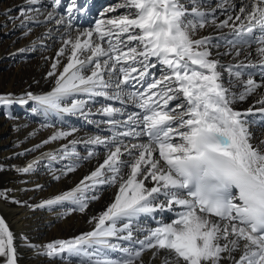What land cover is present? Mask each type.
<instances>
[{"label": "snow or ice", "instance_id": "6c2138e0", "mask_svg": "<svg viewBox=\"0 0 264 264\" xmlns=\"http://www.w3.org/2000/svg\"><path fill=\"white\" fill-rule=\"evenodd\" d=\"M26 4L20 9L25 21L54 22L57 31L63 26L55 56L45 58L51 60L45 79L54 86L21 97L0 94V106L31 103L32 112L45 118L77 116L97 127L106 124L110 134L82 139L75 127L57 129L31 151L66 143L17 171L32 172L39 159L67 160L60 175L49 164L59 180L81 161L103 155L71 190L37 205H66L63 215L86 214L90 203L100 199L98 190L116 189L106 208L89 217L91 230L41 248L30 246L49 257L68 253L80 264H145L149 252L151 261L159 258L161 264H264V141L252 143L245 118L256 105L264 113V0H246L238 11L231 0H221L217 7L225 18L219 21L215 10H201V0H120L107 11L125 9L123 13L83 30L71 23L74 9L79 11L76 0L67 6V16L58 11L62 0H49L50 10L37 6L41 0ZM208 27L228 30L224 55L237 63L224 65L212 58V37L199 35ZM253 45L255 59L249 51ZM257 65L262 69L259 82L245 72ZM157 66L160 76L149 81ZM221 69L228 75L227 85ZM237 84L239 92L233 91ZM249 97L257 98L247 111L234 109ZM97 98L103 102L93 111ZM117 102L121 107L114 106ZM128 104L138 111L118 118L125 116ZM97 114L104 119L92 121ZM80 144L88 148L85 156L77 151ZM0 198L7 196L0 192ZM164 211L176 218L156 220L155 214ZM143 217L157 226H146ZM0 258L17 264L14 234L2 217Z\"/></svg>", "mask_w": 264, "mask_h": 264}, {"label": "bare ground", "instance_id": "6f19581e", "mask_svg": "<svg viewBox=\"0 0 264 264\" xmlns=\"http://www.w3.org/2000/svg\"><path fill=\"white\" fill-rule=\"evenodd\" d=\"M62 1L68 5L71 3V0ZM84 1L76 0V4ZM109 1H113L112 7L120 2V0L115 3L114 0ZM93 2L94 0H90L88 8L93 6ZM220 2L221 0H215L212 4V0H201V10L205 12L215 10L218 21L223 20L225 17L221 14L222 9L217 7ZM231 2L238 11L243 1L232 0ZM181 3H186V0H181ZM37 6L49 10L51 8L49 0H41V4ZM186 6L191 8L190 4H186ZM25 7H27L26 0H0V94H12L15 97H21L26 92L46 93L52 89L53 80L45 79L46 73L50 69L51 60L45 58L55 56L60 47L59 40L63 31V26H59L60 31H57L58 26L54 22L47 25H36L25 21L20 16V9ZM88 8L85 9L82 16L75 15L77 11H74L75 14L71 20L74 29L94 28L97 20L114 17L125 11V9H118L116 12H108L110 7H106L105 11L95 12L87 19ZM40 18L43 19V16ZM29 29L31 31L25 35ZM46 32L49 35L45 36ZM227 32V29L216 30L214 27H208L199 33L201 36L212 37L210 49L213 53L212 58L220 60L221 64L224 65L238 62L233 60L231 55H224L229 48L223 38ZM73 35H75V31H73ZM21 49L24 51L21 52ZM249 51L252 53V58L255 59V49L251 48ZM239 59L243 60L244 56L241 55ZM245 63H247L246 60ZM150 71L156 77L161 74L159 66ZM221 71L223 72V69ZM222 78L227 85L228 75L226 72H223ZM243 79L246 80L247 78L243 77ZM240 88L241 86L237 84L233 91L239 92ZM256 98L249 97L246 101L237 102L233 107L239 111L247 110L253 105ZM97 99L99 102L93 105V111L100 106V99L102 98ZM17 106L21 108H17ZM32 107L31 103L28 105L0 106V192H4L7 196V199L0 198V217L6 221L10 231L14 234L17 264H80V258L70 256L68 253L49 257L39 253L36 248H41L55 240H67L91 230L93 225L88 223L89 217L101 213L106 208L113 200L116 189L98 190L97 194L100 199L90 203L86 214L74 212L63 215L66 205L54 208H39L37 205L66 190H71L85 175L94 170L97 161L102 162L103 155L92 161H81L80 167L75 172L66 176L61 175L59 180L53 178L49 164L51 163L52 169L57 170L55 174L60 175L59 170L69 162L67 160L50 162L46 158L39 159L35 169L27 174L18 172L17 169L26 167L34 159L40 158L42 153L53 152L66 143V141H57L36 151H31L35 145L42 143L57 129L75 127L78 129L75 134L76 137L86 139L95 135L108 136L110 134L107 130L108 126L101 124L100 127H97L95 123H88L77 116L57 117L49 115L45 118L42 113H33ZM116 107H121V105L117 102ZM20 109H26L32 119L28 121ZM127 113L130 112L125 109V116L118 118L126 119ZM36 119L37 121H35ZM91 119L92 121L102 120V116L97 114ZM45 123L50 126L42 127ZM81 123H84L88 128H77L82 127ZM248 126L252 143L261 144V141H264V131H260L250 124ZM261 147L264 148V144ZM87 150L88 148L83 144L77 146V151L81 156H85ZM96 151L102 153L103 149L96 148ZM13 200L21 203H13ZM169 213L172 212H157L155 214L156 220L163 223L172 222L167 217ZM142 223L150 227L157 226L156 221L148 217H143ZM30 245L36 246V248ZM111 255L115 257L117 254L112 253ZM160 255L163 256L164 252L162 251ZM236 255L238 257L239 253ZM143 259L145 264H161L159 258L151 261L150 252L144 254ZM0 264H4L3 258H0ZM224 264H228V262L224 261Z\"/></svg>", "mask_w": 264, "mask_h": 264}, {"label": "rangeland", "instance_id": "374dc122", "mask_svg": "<svg viewBox=\"0 0 264 264\" xmlns=\"http://www.w3.org/2000/svg\"><path fill=\"white\" fill-rule=\"evenodd\" d=\"M214 1H215V0H212V4L214 3ZM115 2H117V0H114V3H115ZM108 4H109V7H112L113 1L110 2V1L108 0ZM109 7H107V8H109ZM105 9H106V8H105ZM105 9H104V11H105ZM100 102H103L102 99H100ZM110 103H111V102H110ZM116 105H117V103L114 104V106H116ZM17 108H21V107H18V106H17ZM20 112L25 114V116H26L25 118H26L28 121H30V120L32 119V117H30V115H28L26 109H20ZM103 118H104V117H102V119H103ZM35 121H37V119H36ZM81 125H82V127H77V128H81V129H83V127H85L84 129L88 128V126H85L84 123H81ZM91 125H92V124H91ZM90 129H93V128L90 127ZM94 130H95V129H94ZM95 131H98V130H95ZM98 132H99V131H98Z\"/></svg>", "mask_w": 264, "mask_h": 264}]
</instances>
